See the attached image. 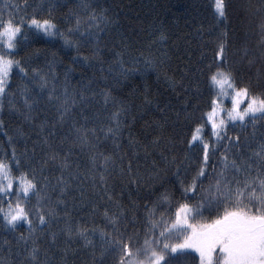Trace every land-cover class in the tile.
Here are the masks:
<instances>
[{"label":"trees","instance_id":"1","mask_svg":"<svg viewBox=\"0 0 264 264\" xmlns=\"http://www.w3.org/2000/svg\"><path fill=\"white\" fill-rule=\"evenodd\" d=\"M13 2L19 15L50 19L56 35L25 20L11 51L24 71L13 66L0 92V160L13 176H34L40 196L39 203L37 193L27 198L30 223L8 226L0 216V264H33L26 255L33 244L35 264H116L118 253L99 233L109 231L112 216L121 232L136 234L137 246L149 218L174 213L180 202L203 208L198 219H211L216 209L205 189L215 182L221 154L237 162L248 155L245 143L255 149L264 140V118L257 115L254 127L251 120L225 123L193 192L184 189L203 149L188 138L202 124L203 140L213 139L204 116L214 94L210 71H229L237 86L250 84L254 92L264 86L261 0H223V17L213 0H0ZM246 2L251 8L242 7ZM77 128L89 130L86 141ZM234 136L239 153L225 145ZM53 152L65 167L47 160ZM77 226L86 231L66 234ZM194 256L168 253L166 260L193 264Z\"/></svg>","mask_w":264,"mask_h":264},{"label":"snow or ice","instance_id":"2","mask_svg":"<svg viewBox=\"0 0 264 264\" xmlns=\"http://www.w3.org/2000/svg\"><path fill=\"white\" fill-rule=\"evenodd\" d=\"M20 3L24 4V0H20ZM251 6L250 2L242 5L245 9ZM212 7L218 16L223 17L225 12L223 0H214ZM19 10L20 5L14 2L11 6L8 3L0 4V92L4 91L6 78L13 66L19 68L21 72L24 71L20 67L19 60L11 55V51L16 48V40L24 27L25 20L29 27L43 32L46 36L56 35V26L50 19H40L35 15L28 18L27 14L19 15ZM260 11L264 12V0H261ZM91 19L95 21L97 17L92 15ZM79 21L80 17L77 16V24ZM261 27L264 28V23ZM60 35L65 39L63 33ZM65 42L68 41L65 39ZM222 51L221 45L215 52L216 60H221ZM207 79L213 87L214 94L211 96V108L204 113V116L211 126L213 139L211 142L203 140L200 134L202 124H196L192 128L188 144L192 145L194 141L199 140L203 151L199 170L192 182L184 189L185 192H193L196 177H202L205 165L210 159L209 150L214 152L217 140L226 134V120H238L241 125H246L251 120L254 127L257 115L264 118V86L259 92H254L250 84L237 86L232 73L219 67L210 71ZM49 96L52 97L51 92ZM225 96H230L231 107L221 113L219 104L223 102ZM241 101L245 103L242 104ZM62 105L63 101H61ZM66 111V108L63 109L60 115L63 116ZM76 131L80 133L82 141L87 140L85 133L89 131L88 129L77 128ZM104 131L115 135L111 128H106ZM225 145L226 148L235 147L237 153L240 152L241 141L238 136L225 141ZM243 147L249 154L241 155L239 162L221 154V166L215 182L205 189L211 194L209 207L216 209L214 215L210 213L211 219H198L202 217L203 208H195L186 202H180L175 207L174 213L170 212L168 216L161 213L155 219L149 218L145 224V237L141 247L137 246L136 234L125 235L117 227V217L112 216V227L109 231L99 229V233L101 239L118 253L116 264H168L166 260L168 253L176 254L179 251L183 254L184 250L195 253L193 264H264V140H261L255 149L250 148L247 143ZM45 156L47 160L55 161L62 168L67 165L66 160L61 163L58 153H45ZM253 157H255L254 161ZM13 191H15V203H13ZM31 193H37L35 177L29 178L24 172L13 176L9 167L0 160V198L8 201L6 206L0 203V216L7 225H14L21 219L25 223H30L26 204ZM39 201L40 196L37 193V203ZM35 211L40 213L41 209L37 207ZM54 211L55 209H50L49 215ZM39 220L46 222L45 215L41 214ZM150 228L151 235H149ZM157 228H159L158 232L155 231ZM85 231L77 226L75 232L66 234H83ZM21 239H27V236ZM103 247L102 244L101 248ZM35 249L36 245L33 244L26 252L33 264L37 261V256L33 254ZM39 264H47V261L41 260Z\"/></svg>","mask_w":264,"mask_h":264},{"label":"rangeland","instance_id":"3","mask_svg":"<svg viewBox=\"0 0 264 264\" xmlns=\"http://www.w3.org/2000/svg\"><path fill=\"white\" fill-rule=\"evenodd\" d=\"M213 2H214V0H213ZM215 10V9H214ZM0 95H1V93H0ZM241 103L243 104V103H245V101H241ZM231 107V98H230V96H225L224 98H223V102L222 103H220L219 104V108H220V111H221V113H222V111H224V109H227V108H230ZM224 108V109H223ZM229 121H231V120H226V122H229ZM238 121V120H237ZM208 122V121H207ZM22 220V219H21ZM18 221H20V220H18ZM17 221V222H18ZM8 226H11V225H8ZM141 247H142V245H141ZM184 251H191V250H184ZM179 252V251H178ZM192 252V251H191ZM194 253V252H193Z\"/></svg>","mask_w":264,"mask_h":264}]
</instances>
